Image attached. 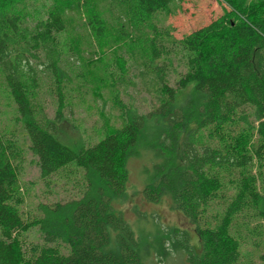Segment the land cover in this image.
<instances>
[{
  "label": "trees",
  "instance_id": "trees-1",
  "mask_svg": "<svg viewBox=\"0 0 264 264\" xmlns=\"http://www.w3.org/2000/svg\"><path fill=\"white\" fill-rule=\"evenodd\" d=\"M181 1L51 0L45 16L31 22L32 0H0V99L12 100L22 134L0 122V264H143L173 252L188 264H236L247 241L254 252L264 245V0H217L219 16L177 38L157 21L174 16ZM61 33L72 35L79 57L84 45L95 47L91 64L126 51L151 108L141 113L119 98L124 65L115 80L97 68L84 81L109 85L119 123L107 122L93 144L61 142L64 117H50L41 99L47 71L61 102ZM176 55L184 71L170 85ZM25 147L49 185L65 167L82 171L78 196L24 211ZM132 158L146 161L144 197L170 198L192 231L134 234L114 207ZM33 228L42 242L25 255L18 239Z\"/></svg>",
  "mask_w": 264,
  "mask_h": 264
},
{
  "label": "rangeland",
  "instance_id": "rangeland-1",
  "mask_svg": "<svg viewBox=\"0 0 264 264\" xmlns=\"http://www.w3.org/2000/svg\"><path fill=\"white\" fill-rule=\"evenodd\" d=\"M32 1L30 8L34 19L31 22L45 16L51 0ZM222 10L223 6L217 0H182L180 9L174 16L168 18L161 16L157 22L160 26L171 30L175 37L181 38L183 34L205 25L211 19L219 16ZM57 38L59 40L60 67L65 72V78H61L60 81L61 102L59 101L60 96L55 90V79L47 71H44L41 76V99L44 101L47 114L50 117L54 116L57 111H60L64 117L59 124L58 131V138L61 142L69 146L75 143L93 144L104 135L107 122L109 125H118L119 123L120 112L113 105V94L108 88L109 85H97L92 79L84 81V75L91 78L99 74V72L96 73L97 68L100 70V74L103 73V70L110 75L112 73L113 76L111 75L110 78L115 80L121 74L119 63L120 66L124 65L127 74L124 76L126 85L121 83L118 86L119 98L123 103L131 105L141 113H145L151 108L149 94L137 86L140 82L137 76L135 77V73L137 74L136 65H133L134 61L126 54V51L119 50L116 56L113 54L105 56L102 61H96L99 65L97 67V63L91 64V61L99 55L94 46L84 45L82 49L80 48L81 59L76 55V45H71L72 35L61 33L57 35ZM121 58L125 60L124 63L120 61ZM170 61H172V65L168 79L170 85H174L178 75L184 69L180 66L177 55ZM130 66H132V70H128ZM57 85H59L58 82ZM0 111L1 126L17 129L21 137L19 125L14 123L16 113L12 100L1 96ZM194 126V122L189 123L183 133L189 132ZM23 152L25 159L19 177L21 193L24 196L22 204L24 211L31 212L38 203L67 200L78 196V182L80 183L82 180V171L72 166L65 167L58 174L51 176L52 184L49 185L40 177L36 157L26 147ZM145 163L146 161L135 158L128 161V180L125 191L121 198L114 201V207L121 211L136 236L145 233L153 234L158 227L166 229L175 226L192 231V224L175 209L170 198L166 197L158 203H152L144 197L142 189L145 179L142 168ZM0 237H2L1 233ZM195 239L196 236L192 232L190 242L194 243ZM18 241L25 255H29L30 247L42 242V235L36 228H33L20 236ZM59 247L63 248V245L59 244ZM242 248L243 255L236 264H264V245L254 252L253 246L247 241ZM245 254L247 255L245 256ZM143 264H188V262L183 252H173L164 260L149 256L144 259Z\"/></svg>",
  "mask_w": 264,
  "mask_h": 264
}]
</instances>
